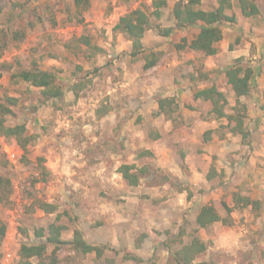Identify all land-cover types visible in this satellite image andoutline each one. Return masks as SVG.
<instances>
[{"label":"rangeland","instance_id":"1","mask_svg":"<svg viewBox=\"0 0 264 264\" xmlns=\"http://www.w3.org/2000/svg\"><path fill=\"white\" fill-rule=\"evenodd\" d=\"M88 1L89 7L86 10H77L74 0H0V35L7 42L6 48L0 54V102L6 104V100L9 98L15 101L14 106H9L11 113L7 116L8 126L24 124L25 135L37 136L27 145V151L23 150L15 139L0 137V175L8 178L12 186L6 205L0 203V220L7 226L5 238L0 246V264H21L18 255L21 245L42 242L35 237L34 232L50 224L65 227L61 233V240L65 243L57 248V264H95L94 253L82 255L75 252L70 246L75 230L81 231L88 243L111 248L112 251L109 249L110 253L116 252L120 258L119 264H137L131 259L132 255L144 260V264H158L159 260L162 262L160 264L173 263L171 254L177 250L180 242L168 245L171 235L175 236L181 230L185 231L186 234L181 240L186 244L189 241L188 234L193 226L195 215L204 203L224 201L229 207L231 205L233 196H229V188L218 191L216 184L215 188L210 185V188L205 191L200 184L191 185L189 183V170L184 165L181 167V178L177 180L167 174L164 168L157 166L155 159L148 158L136 164L140 166L139 168L148 167V174L142 177L145 179L142 183L149 181L154 188L149 190L150 195H144V190H141L130 196L134 198L135 195L137 197L142 194L139 195L138 203L141 217L134 227V232L131 234L127 232L122 237L124 239H120L117 231L111 230L105 235V225L113 222V219L105 220V212L111 210L105 198L116 196L113 192H106L108 188L104 180L92 178L91 183L88 184L90 193L81 198L84 195L76 193L77 188L80 187L72 185L69 181L73 175L69 168L68 156L71 154L68 152L64 154V157L67 156L66 169L59 176H50L51 171L43 170L45 162L40 160H46V156L52 154L53 148L63 147L69 151L72 147L83 144L82 146L88 148L109 147L113 151L121 153L125 147L129 151L133 150L136 145L132 139L128 137L126 139L123 136V131L127 132L126 135L135 133L136 141L142 140L138 137L141 136L142 130L135 129L137 125H141V117L135 115L137 105L133 103L132 99L136 96V99L140 100L137 96L138 93H140L139 96H146L149 93L148 85H145L146 82H144L143 61L141 56L135 59L130 56L131 43L127 44L129 41L127 36L116 31L114 27L120 17L139 7L149 15L153 27L159 26L160 29L173 27L175 21L172 16V8L178 0ZM236 1L231 0L232 8L226 13L229 15L238 13L242 24L238 26L240 29L233 24H223L222 32L230 26H233L236 32L232 34L227 31V35H223L222 40L217 44V49L219 52L222 47L226 58L227 55L233 54L232 56L237 55V58L243 59L241 64L249 66L254 74L251 81L256 86L255 89L251 90L249 96L243 97V101L240 100L241 98L239 99L240 103L247 107L245 126L253 133H250L247 144H243L241 141V144L248 146L247 149L239 147L238 141L234 145L231 144L237 153V159L233 161V164L238 162L236 166L232 164L231 173L236 174V178L242 179L243 183L245 178L255 182L252 186L242 183L238 185L239 191L247 190L253 194L259 191L264 192V57L261 55L253 59L252 55L256 54V51L253 50L254 44L251 41L253 39L252 32L241 31L246 28L244 21H250V18H245L240 14ZM160 2H164V5H158ZM263 6H260L261 13L259 15L251 17L254 24H258L262 28H264ZM216 7L217 0H200L199 8L201 10L211 11ZM80 18L81 22H79ZM30 23H33V27L29 26ZM155 29H150L144 34L148 46L145 48L147 50L144 54L161 53V57L164 56L167 61H170L169 54L171 52L173 54L175 50L179 51L176 47L177 44L184 45L182 40L185 38L189 40L196 35L193 29H188L175 31L169 37H162ZM17 30L25 35L20 42L12 39V32ZM197 30L196 28V32ZM80 36L89 38L90 46L79 43ZM97 48L102 49V52H97ZM248 48L249 53L247 54ZM200 54L202 53L200 52ZM237 58L226 61L224 57L217 59L221 61L219 64L222 66H218L216 69L211 67L207 71L205 67L212 66V63L216 64L217 61L214 55L205 56L202 54L197 59L198 67L195 65L194 70L199 75L194 76L189 72V80L192 84H205L206 87L218 84V86L226 88L223 91L228 100V105L225 108L226 113H230L231 108L235 105V101H232L235 97L230 86L226 83L223 72L225 67L229 68ZM7 65L11 66L10 70L6 68ZM34 66L40 70L53 71L56 74L57 83L63 91L68 89L72 83L86 84L89 82L91 91L89 99H92L87 103L89 110L86 114L89 115H82L79 117L82 118V121H79L72 108L64 109L63 113H56L55 107L62 105L61 100L60 103L58 99L44 100L39 88L30 86L23 81L15 82L10 78L13 72L20 69H31ZM125 66L130 67L131 70L128 72L127 69H124ZM257 69L260 70L257 71ZM175 71H177L176 68L174 73L173 71L163 73L162 80L167 82L177 78L179 75ZM122 83H126V85L123 87ZM108 85L114 89L111 94L118 95L117 100H129L130 103L127 104L128 109L125 110L124 116H120L114 121L104 119L96 124L92 121V110L99 102H105V98H110L111 95H107L108 90H106ZM195 91L198 90L195 89ZM116 102L113 100L114 105ZM91 104L94 106L92 107ZM79 107L83 108V105H79ZM87 107L83 109H87ZM149 108L148 105L146 109ZM179 111L183 112V109L178 108V115ZM210 115L208 113L205 118L209 119ZM175 117L176 115H174ZM212 117L214 118V116ZM174 120V122L171 121L175 126L181 122V118ZM80 122L87 124V127L81 128ZM222 122L223 120L220 119L215 124L217 139L224 137ZM147 130L148 136L151 134L149 138H154L153 129L148 127ZM76 132H80V136H75ZM4 145H9L18 151V160L15 163L6 158ZM262 148L263 150H261ZM143 152V150L139 151L138 155ZM179 155L181 154L179 153ZM122 160L123 162L134 161L132 156L122 159L114 156L109 162L114 167H119L118 164ZM91 161L92 163L97 162L95 159H91ZM251 161L256 165H251ZM94 165L91 164L93 169ZM250 166L253 167V170L249 173ZM96 171L100 172L96 177L104 176L105 170H101L97 166ZM161 181L163 182L160 183ZM220 187L222 189V185ZM176 190L185 192V195L183 193L186 196L185 200L180 201L177 196H173ZM121 201L122 199H118V202ZM41 202L56 206V212L45 213L37 205ZM231 213V226L219 224L218 228L210 227L197 233L202 241L207 243L208 248L205 253L197 257L196 262L264 264V234H259L256 227L251 228L249 233L244 232L241 230L242 223L239 222L238 214ZM221 214L225 215L223 210H221ZM171 224H179V226L174 229L170 228ZM99 236L105 237V239L96 243L94 239ZM217 237L224 245H231V248L216 244L215 242L219 241ZM53 248V245H48L47 254H50Z\"/></svg>","mask_w":264,"mask_h":264},{"label":"crops","instance_id":"2","mask_svg":"<svg viewBox=\"0 0 264 264\" xmlns=\"http://www.w3.org/2000/svg\"><path fill=\"white\" fill-rule=\"evenodd\" d=\"M231 15H234L237 21V23H233V25L236 28L240 29L238 26L242 24V21L238 16L239 14L235 13ZM252 19L253 18L250 17V21H244L246 28L245 30L241 31H244L246 33L252 32L253 37L252 35L251 37L253 39L251 41L254 44L253 50L255 49L256 51V54H253L252 57L253 59H256V57H259L261 55L262 57H264V28L259 27L258 24H254L255 22L254 20L252 21ZM192 29L196 34L198 33V30L196 32V28ZM227 31L231 32L232 34L236 32L234 27L230 26L229 28L224 29V31L222 32L223 35H227ZM259 33L262 35H260ZM87 39L89 40V38ZM191 39L188 40L185 38L184 41L182 40L183 44H187ZM142 41L144 48H147L148 46L146 44L147 41L145 35ZM128 43L131 42L127 41V44ZM81 44L85 46H90V43L89 45H86L81 42ZM248 44L250 45V43ZM249 45L248 47H250ZM216 47L218 48V45ZM97 49V52H102V49ZM246 53H249V48L247 49ZM201 55L202 54H200V52L192 51L189 50L188 47H184L183 50H175L173 54L171 52L169 54L170 61L165 60L167 58H164L163 56L161 57L159 63L148 71H143L142 68V71L145 72L143 75L145 80L144 82H146L145 85H148L149 93H147L148 95L146 96H139L140 93H138L137 96L140 100H137L136 96L132 99L133 103L137 105V113H135V115H137V117H141L142 123L141 125H137L135 129L142 130L141 136H138L140 137V139L142 138V140L136 141L135 133H129L128 135H126V131L122 132L123 136H125L126 139L128 137L132 139L134 143H136V145L133 147V150L128 151L125 147L121 153H117L109 147L105 148L101 146L99 148L94 146L93 148H88L87 146H82L83 144H81L72 147L69 151L66 148L59 147L53 148V150L51 151L52 154L50 156H46V154H44L46 156V160H43V163L45 162V164H43L44 169L45 171H51V174L49 175H52L53 177L59 176L61 173L64 172L63 170L66 169L67 166V164H65L67 156L64 157V154H67V152L71 154L68 157L70 163L69 168L71 169V173L73 176H71L69 181L70 183H72V185L80 187L77 188L76 193L84 195L81 196V198H84L86 195H88V193H90L88 184L91 183L90 180L92 178H94V180L105 181V185L108 188L106 192H113L116 196H107L105 198L106 202H108L109 208H111L109 212H105V220L110 221L111 219H113L112 223H108V225H105V235L106 232H111V230L113 232L117 231L119 232V238L124 239L122 237L125 233H133L134 227L136 226L137 221H139V218L141 217V209L138 203L139 195L142 194L137 195V197L135 195L134 198L130 196L132 194L140 192L141 190H144V195H150L149 190L154 188L150 185L149 181L142 183L143 180H145L142 178L140 179L139 184L136 187L129 186L127 182L121 177V174L118 172L119 167H114L112 163L109 162V160L113 159L114 156L118 157L119 159H122L126 156H128V158L129 156H132L134 161L132 160L131 162H123L122 160L119 162L118 165H136L135 167L137 168L140 167L138 164H136L137 162L141 163L143 160L153 158L152 160L155 159L157 166L164 168L167 174L172 175L177 180L181 178V167L184 165L189 170L188 181L191 185L200 184L201 188L206 191L210 188V185L215 188L217 184L218 191H224L225 189L229 188L230 197L233 196L235 193H241V195L243 196H248L252 200L259 202L260 209L258 211H254L252 210V207L249 206L243 210H235L233 212L238 214L239 222L242 223L241 230H244V232L249 233V230L251 228L256 227V230H259V234H264V192L259 191L257 193L251 194L247 190L243 192L242 190L239 191V183H242L244 185L249 184L252 186L255 182H252L248 178H245L243 183L242 179L236 178V174L231 173L233 161L237 159V153L235 152V148H233L232 146L234 145V143H236V141H238V145H240L239 147L247 149L248 146L241 144L240 136L233 135L232 133L228 132L225 128H223L224 137L220 139L218 138V140L216 138L217 136L215 133V131H217V128H215V124L216 122H218V120H215L212 115H210L209 119L205 118L211 111V103L202 99H193V94L196 92L195 89L200 90L206 87L205 84H192L189 80V72L192 73L194 76L199 75L194 70L195 65L196 67H198L197 59L200 58ZM232 55L233 54H230V56L227 55L226 58V55L222 51L221 47V50L214 55L217 61V65L212 63V66H204L205 70L209 71L211 67H214V69H216L218 66H222L221 64H219L221 61L217 59H222L224 57L226 61L228 59H234L238 57L237 55ZM175 68L177 69V71L175 72H178L179 76L177 78H173L172 81H163L162 74L172 71L174 73ZM227 68L228 66L225 67V69ZM124 69H127L128 72L131 70L130 67L127 66H125ZM259 70L260 69H257V71ZM261 76L262 75L260 74V77ZM88 84L89 82L86 84L81 82L70 84L68 89L64 91L63 97L60 99L62 105L60 104L58 107H55V112L63 113L64 109L66 110L72 108L74 115L78 117L76 119L82 121V118L79 117H82V115L84 114L89 115L86 114V112L89 110V108L87 107V103L92 101L91 98L89 99L91 91L89 90L90 86ZM125 85L126 83L121 84V86L123 87ZM250 85L252 89H255L256 86L252 84V81H250ZM216 87L221 91L226 90V88L224 89L221 85L218 86V84H216ZM258 87H261V85H258ZM106 90H108L107 95H111L110 98H105V102H99V104L95 106V108L92 110V121L96 124L100 123L104 119L114 121L115 119H118V117L124 116V114L126 113L125 110L128 109L127 104L130 103L129 100H117L118 95L114 96V94H111V92L114 91L113 87L110 88V86L108 85ZM67 97H69V99H67ZM157 98H172L174 99L178 108L183 109V112L179 111V115L181 118V123H179V125L175 126L168 117L162 114H158ZM113 100L117 101L115 105L113 104ZM240 100L243 101L244 98L241 97ZM232 101H235V98ZM79 105H83V108L87 107V109L80 108ZM148 105L150 106V108L146 109ZM91 106L93 107L94 105L91 104ZM186 106H191L192 109H188ZM105 109H107L106 113ZM222 120V125H225V120ZM142 125H144V127H142ZM79 126L84 129L85 127H87V124H85L84 122H80ZM148 127H151L153 129L156 137L149 138L147 130ZM207 132L210 134L208 135L209 137L205 140L204 136ZM249 132L251 134L253 133L252 130H250ZM74 135L80 136V132H76ZM232 143L233 145H231ZM142 150L150 152L151 155H145L149 157H145L141 154L138 155V152ZM253 150L256 151L255 149ZM261 150H263V148ZM179 153L181 155H179ZM91 159H95L97 160V162L92 163ZM250 159L252 160L253 158L251 157ZM91 164H95L94 169L92 168ZM237 164L238 162H234L233 166H236ZM251 165H256V163L252 162ZM97 166L100 167L101 170H105V173H103L104 176H100V178L98 176L96 177V175L100 173L99 171H96ZM251 170H253L252 166H250L249 173ZM221 185L222 189L220 187ZM143 187L146 188L143 189ZM250 189L253 190V188ZM174 193L175 194L173 196H177V199H179L180 201L185 200V192H183L184 195L182 192H179L177 190ZM118 199H122V201L118 202ZM206 204L207 203H204L202 206ZM232 206L233 202L231 200L230 207ZM219 224L220 223H214L210 227L218 228L217 225L219 226ZM178 226L179 224H171L170 228L175 229V227L177 228ZM201 231L202 230H200L199 233ZM217 238L219 239V237ZM104 239L105 237L103 238L102 236H99L94 240L97 243L104 241ZM259 241L260 239L258 240V242ZM258 242L256 241L257 244ZM215 243L223 245L224 247L231 248V245H224L223 242L220 241V239L218 242ZM137 250L139 249L137 248ZM160 263L162 262H160L159 260L158 264Z\"/></svg>","mask_w":264,"mask_h":264},{"label":"trees","instance_id":"3","mask_svg":"<svg viewBox=\"0 0 264 264\" xmlns=\"http://www.w3.org/2000/svg\"><path fill=\"white\" fill-rule=\"evenodd\" d=\"M236 4L241 15L245 18H250L261 13L260 6L264 5V0H237ZM74 5L77 10H86L89 7V1L74 0ZM158 5H164V2H160ZM199 5L200 0H178L172 8V16L175 21L174 26L162 29H160L159 26L153 27L149 15L139 7L120 17L114 29L127 36L128 40L131 42L132 50L130 56L133 59L141 56L143 61V71H148L156 66L162 56L161 53L155 54L154 52L144 54L147 49L144 48L142 40L145 32L150 29L156 28L155 30L160 36L169 37L175 31H186L188 29L197 28L198 33L187 44H177V49L181 50L184 47H188L189 50L201 52L205 56H213L217 54L218 49L216 45L223 37L221 29L223 24H233L236 21L234 15L226 13V11L232 8V2L231 0H217V7L211 11L201 10ZM262 8L264 10V6ZM156 15L158 16V14ZM81 21L82 19L80 18L79 22ZM29 26L33 27V23H30ZM23 34L24 33L18 30L14 31L12 32V39L20 42L25 37ZM80 42L86 45H89L90 43L86 37L79 38V43ZM6 45L7 42L2 39L0 35V54L2 50L6 48ZM242 61L243 59L241 58L235 59L232 65L223 72L226 78V83L230 86L235 97V105L231 108L230 113H226L225 111V108L228 105V100L225 94L215 85L196 91L193 94V99L209 101L212 105L209 113L217 120L225 119L226 124L224 125V128L233 135L240 136L242 143L247 144L250 135L249 130L245 126L247 107L241 104L239 99L250 95L252 90L250 81L253 76V71L249 66L241 64ZM6 68L10 70L11 66L7 65ZM216 72L219 73V71ZM10 78L15 82L23 81L30 86L39 88L44 100H60L64 95V91L57 83V77L53 71L40 70L37 66H34L31 69H20L17 72H13ZM6 101V104L0 102V137L3 139H15L16 142L20 143L21 148L27 151V145L35 140L37 136L25 135L24 124H16L14 126L7 125V116L11 113L9 106H14L15 101L11 98ZM157 104L158 114L165 115L173 122L175 121V118L180 119V116L177 114L178 106L174 99L158 98ZM186 107L192 109L191 106ZM106 112L107 109H105V113ZM174 115H176L175 118ZM209 134L210 133L207 132L205 133V136H208ZM154 137H156V135ZM207 138L208 137H205V140ZM141 155H151V153L144 151ZM40 161L42 162L43 160ZM148 171V167L138 169L134 165L128 164H122L118 168L121 177L131 187H136L139 184L140 179L145 174H148ZM162 182L163 181L160 183ZM11 189V181L0 175V203L6 205L8 197L12 191ZM232 202V207H229L224 201L212 202L202 206L194 218L193 226L188 234V243L184 244L181 240L183 235L186 234L185 231L181 230L177 235H171L167 244L175 245L177 242H180V246H178L177 250L171 254L173 263L168 262L167 264H214L213 262H196V258L205 253L208 248L207 243L202 241L197 233L200 230L209 229L214 223L231 226L232 220L230 214L235 210L240 211L249 206H251L254 211L260 209L259 202L241 194L235 193ZM37 205L45 213H55L57 210L56 206L52 204L41 202ZM221 210L224 211L225 215L221 214ZM6 230V224L0 220V246L5 238ZM63 230H65V227L56 224H50L47 227H42L36 230L34 232L35 237L42 242L39 244L21 245L18 252L21 264H57V248L59 245L65 243L61 240V233ZM48 245L54 246L50 254H47ZM70 246L75 252L82 255L94 253L95 264H119L118 261H120V258L116 252H112L111 254V248H107L100 244L88 243L85 240L83 233L79 230L74 231ZM130 257L137 264L145 263L144 260L136 255Z\"/></svg>","mask_w":264,"mask_h":264},{"label":"built area","instance_id":"4","mask_svg":"<svg viewBox=\"0 0 264 264\" xmlns=\"http://www.w3.org/2000/svg\"><path fill=\"white\" fill-rule=\"evenodd\" d=\"M4 153L10 162L15 163L18 160V151H16L13 147L4 145Z\"/></svg>","mask_w":264,"mask_h":264}]
</instances>
